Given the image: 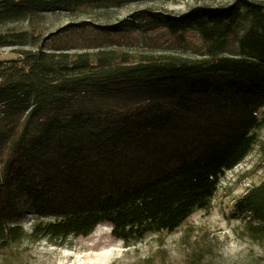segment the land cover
Returning a JSON list of instances; mask_svg holds the SVG:
<instances>
[{"label": "trees", "instance_id": "16d2710c", "mask_svg": "<svg viewBox=\"0 0 264 264\" xmlns=\"http://www.w3.org/2000/svg\"><path fill=\"white\" fill-rule=\"evenodd\" d=\"M125 1L0 0V28ZM76 26L83 32L88 24ZM126 26L165 28L179 38L196 33L205 55L134 57L89 52L90 45L57 52L46 50L35 31L0 32V50L16 53L0 58V250L25 238L63 244L101 225L125 243L172 233L209 206L220 180L256 145L264 126V0L201 4L181 16L143 9L97 27L117 34ZM164 81L184 87L172 99L135 107L64 103L99 87ZM234 211L247 219L252 237H263L264 181ZM27 213L36 218L31 232L23 228Z\"/></svg>", "mask_w": 264, "mask_h": 264}, {"label": "rangeland", "instance_id": "374dc122", "mask_svg": "<svg viewBox=\"0 0 264 264\" xmlns=\"http://www.w3.org/2000/svg\"><path fill=\"white\" fill-rule=\"evenodd\" d=\"M232 1L127 0L119 6L110 4L74 12L44 13L34 20L10 22L2 26L0 32L35 31L44 39L46 50L57 52L74 53L79 46L90 45L93 48L89 52L102 49L129 53L134 57L172 55L198 59L204 57L206 47L193 32L179 38L170 35L165 28L144 32L126 26L117 34H108L100 32L97 26L130 20L133 13L143 9L181 16L197 5H227ZM82 22L88 24L83 32L76 26ZM94 37L98 39L97 44L91 41ZM230 47L237 48L235 38L231 39ZM13 50H0V58H16ZM183 87L184 84L172 81L151 85L118 83L106 92L99 87L85 95L75 94L64 103L70 108L80 104L108 110L122 105L135 107L148 100L172 99ZM261 114L264 117V110ZM263 181L264 126L258 131L257 143L249 155L220 180L209 206L196 210L176 231L150 234L142 241L129 243L116 240L108 225L97 227L88 237L70 238L63 244L25 238L0 250V264H192V261L195 264H264V236L252 237L247 219L236 216L234 211L236 201ZM35 222L36 218L27 213L23 228L31 232Z\"/></svg>", "mask_w": 264, "mask_h": 264}]
</instances>
